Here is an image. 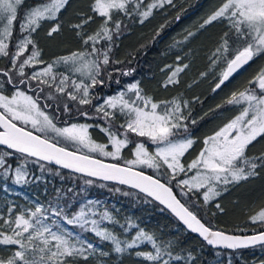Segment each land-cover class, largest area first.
Listing matches in <instances>:
<instances>
[{
  "label": "trees",
  "instance_id": "1",
  "mask_svg": "<svg viewBox=\"0 0 264 264\" xmlns=\"http://www.w3.org/2000/svg\"><path fill=\"white\" fill-rule=\"evenodd\" d=\"M97 1L67 0L53 18L42 19L31 33L32 40L26 52L36 49L42 67L57 56L75 52L89 53L97 49L101 57L107 56L106 64H100L91 85L94 100L87 105L94 106L83 107V114H79L81 109H75L73 117L59 123L99 125L102 112L99 116L93 112L95 105L125 84L137 82L154 102L175 109V121L179 125L171 133L192 138L193 147L188 158L195 156L202 140L230 119L223 118L229 112L230 98L254 87L251 79L254 80L262 69L264 52L256 60L252 59L243 73L214 91L224 69L252 39L243 29L237 33L229 20H213L206 27L194 25L177 34L180 26L200 12L209 0H169L153 7L149 6L155 4V0H142L133 9L129 4L124 10L111 11L107 17L98 13ZM46 2L48 0L21 2L12 23L9 52L0 56V70L17 85L7 87L5 84V89L0 90L10 96L13 88H24L39 105H49L39 95L42 90H37L42 83L35 75L30 76L31 81L19 78L11 67V60L16 43L23 36L21 27L25 14ZM52 46L57 47L54 53H50ZM23 60L22 57L18 59L16 68ZM177 69L180 73L172 79ZM31 70L26 68L28 73ZM14 76L19 79L17 83H14ZM34 86L37 88L31 90ZM107 118L118 122L115 117ZM91 132L95 138L106 140L104 134L98 133V128H92ZM132 146L130 143L123 154L128 155ZM257 146L260 148L247 153L248 158H245V163L249 164L244 172L252 173L236 185L219 189L220 197L210 202H204L200 193L187 191L180 182L183 175H168L165 170L140 171L167 184L178 200L207 227L235 235L256 234L264 231V223L251 220L264 207V137L250 147ZM0 160V193L4 183H11V176L5 170L20 167L25 172L22 185L26 184L27 194L38 192L40 200L50 206L48 211L56 208L59 219L73 218L86 199L94 200V205L102 202L100 214H107L109 219L106 229L121 247L116 249L111 241L88 232L86 237L99 245L103 253L87 257L71 255L58 264H264V245L234 252L211 249L186 231L165 209L133 190L72 174L3 148H0ZM246 183L251 186L247 189L251 191L248 196L239 193L221 197L227 194L224 190H235ZM12 197L27 204L19 195L12 194ZM6 203L8 207L14 205ZM69 225L71 228L77 226L74 221ZM137 235L148 237L152 244L127 247Z\"/></svg>",
  "mask_w": 264,
  "mask_h": 264
},
{
  "label": "rangeland",
  "instance_id": "2",
  "mask_svg": "<svg viewBox=\"0 0 264 264\" xmlns=\"http://www.w3.org/2000/svg\"><path fill=\"white\" fill-rule=\"evenodd\" d=\"M22 1L0 0L2 57L9 52L7 47L12 23ZM66 1L48 0L46 5H38L27 11L21 27L23 36L13 50L11 67L23 80L31 81V75L38 77L42 84L38 85L40 88L37 90H42L39 95L49 105H73V108L78 109L94 100L90 93L91 85L100 64H106L107 56L101 57L97 49L89 53L75 52L57 56L42 67L36 49L31 48L26 52L32 40L31 33L39 22L53 18ZM141 1L98 0L96 9L99 14L107 17L111 11L124 10L129 4L133 9ZM168 1L155 0V4L149 7ZM213 20H229L236 27L237 33L242 29L249 32L252 40L238 54L248 52L251 60H256L264 52V0H209L200 12H196L180 26L177 34L194 25L206 27ZM56 51L57 47L52 46L50 53ZM21 57L24 60L16 68L15 63ZM27 67L32 69L30 73L26 71ZM179 73L180 70H175L171 78L175 79ZM2 77L0 88L4 90L5 84L9 87V83L5 76ZM16 78L13 77L16 80L14 83L19 80ZM251 83L254 86L251 90L245 89L230 98L227 108L229 112L223 117L226 120L228 116L230 120L205 137L191 158L188 155L193 147L192 138L171 133L179 125L175 121V109L171 105L154 102L144 94L137 82L125 84L95 105L93 112L98 116L102 112L97 126L93 122H74L67 126L56 124L51 116L44 117L43 112L49 111L42 108V111L39 110L36 106L39 102L21 87L13 88L10 96L0 90V110L14 124L78 154L139 171L165 170L168 175H183L180 182L187 191L200 193L204 202H210L220 197L219 189L236 185L252 173L244 172L249 163H245L243 150L250 140L264 131V61L260 73L254 80L251 79ZM108 116L115 117L119 123L110 120ZM231 126L234 131L229 141L222 143V138ZM92 128H98V133L104 134L106 140L95 138ZM130 143L133 146L128 155L123 154ZM5 172L10 174L11 183H4L0 193V264H58L71 255L87 257L102 254L101 247L86 237L88 232L111 241L116 249L121 247L106 229L105 224L109 219L107 214H100L102 202H95L94 205V200L86 199L84 206L73 218L59 219L56 208L48 211L50 206L40 200L38 192L27 194L26 184L22 185L25 180L24 170L16 167ZM248 185L250 183L244 187L237 186L235 190H224L227 194L221 197L228 198L239 193L248 196L251 192L247 190L251 188ZM12 194L23 197L27 204L14 200ZM6 201L14 205L8 207ZM251 220L264 223V207ZM72 221L77 225L74 228L69 225ZM144 244L152 243L148 237L137 235L127 247H141Z\"/></svg>",
  "mask_w": 264,
  "mask_h": 264
},
{
  "label": "water",
  "instance_id": "3",
  "mask_svg": "<svg viewBox=\"0 0 264 264\" xmlns=\"http://www.w3.org/2000/svg\"><path fill=\"white\" fill-rule=\"evenodd\" d=\"M250 62L251 55L248 52L238 54L226 67L215 90L217 91L241 73ZM231 132L232 129L225 138ZM0 148L72 174L133 190L165 209L186 231L199 238L211 249L234 252L264 245V231L249 235H235L213 230L189 211L178 200L173 190L157 178L139 170L106 163L65 149L14 124L1 112Z\"/></svg>",
  "mask_w": 264,
  "mask_h": 264
},
{
  "label": "flooded vegetation",
  "instance_id": "4",
  "mask_svg": "<svg viewBox=\"0 0 264 264\" xmlns=\"http://www.w3.org/2000/svg\"><path fill=\"white\" fill-rule=\"evenodd\" d=\"M225 72V71H224ZM224 72H223V74H224ZM244 72V70L241 72V73H243ZM0 74H2V75H5L6 76V79H7V81H8V83H9V86L10 87H15V86H17L16 84H12L11 83V81L9 80V76L7 75V73L6 72H4L3 70H0ZM222 74V75H223ZM240 74V73H239ZM238 74V75H239ZM237 75V76H238ZM222 77V76H221ZM236 77V76H235ZM221 79V78H220ZM234 79V78H233ZM232 80V79H231ZM220 81V80H219ZM230 82V81H229ZM219 83V82H218ZM217 83V84H218ZM228 83V82H227ZM226 83V84H227ZM225 85V84H224ZM217 86V85H216ZM222 87V86H221ZM220 87V88H221ZM33 88H37V86L35 87H32L31 88V90L33 89ZM219 88V89H220ZM218 89V90H219ZM217 90V91H218ZM214 91H216L215 89H214ZM37 106V108L39 109V110H41V108L42 109H44V110H48L49 112L47 113V112H43L44 113V117L45 118H49L50 116L52 117V119L54 120V121H56L55 123L57 124V123H59V121H61V120H63L62 122H65L64 120H66V122L71 118V116L73 117V115H71L72 114V111L73 110H75V109H77V108H73V105H36ZM85 106H89L90 108L91 107H93L94 105H84V106H82V107H78L79 109H81L80 111H79V114H83L84 113V110H82V108L83 107H85ZM88 107V108H89ZM84 109V108H83ZM42 111V110H41ZM1 112V111H0ZM53 113V116H52V113ZM62 112H63V114H64V116H62ZM2 113V112H1ZM3 114V113H2ZM61 116L63 117V119H58V118H61ZM230 120V119H229ZM61 125H65V126H67L66 124H64V123H62ZM69 125V124H68ZM232 129V132H231V134L230 135H232V133H233V131H234V128L231 126L230 127V130ZM229 130V131H230ZM228 134V133H227ZM227 134H225L224 135V137L222 138V143H225L226 141L228 142L229 140V138H230V135L228 136V137H226L225 138V136L227 135ZM264 137V131L262 132V133H260L257 137H255V138H253L252 140H250L244 147V150H243V157H244V159L245 158H248V157H246L247 156V153H250L251 151H256V150H258L260 147L259 146H257V147H250L251 146V144L253 143V142H255V141H257V140H259L260 138H263ZM225 138V141L223 142V139ZM246 160V159H245Z\"/></svg>",
  "mask_w": 264,
  "mask_h": 264
}]
</instances>
